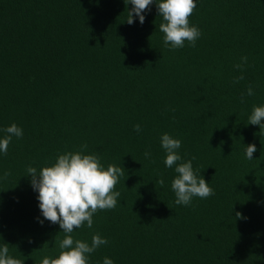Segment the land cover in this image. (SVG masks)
Here are the masks:
<instances>
[{
	"label": "trees",
	"instance_id": "trees-1",
	"mask_svg": "<svg viewBox=\"0 0 264 264\" xmlns=\"http://www.w3.org/2000/svg\"><path fill=\"white\" fill-rule=\"evenodd\" d=\"M195 3L189 24L202 35L170 50L155 2L130 25L127 0H0V130H23L0 153V243L13 258H55L65 235L42 217L27 167L86 144L125 170L117 206L71 234L107 239L88 264H264V132L248 124L264 105V0ZM164 133L214 195L175 204Z\"/></svg>",
	"mask_w": 264,
	"mask_h": 264
},
{
	"label": "clouds",
	"instance_id": "clouds-1",
	"mask_svg": "<svg viewBox=\"0 0 264 264\" xmlns=\"http://www.w3.org/2000/svg\"><path fill=\"white\" fill-rule=\"evenodd\" d=\"M125 2V0H124ZM155 2L158 16L162 18L159 31L163 33V45L170 50L182 48L185 42L195 47L196 40L202 33L199 28L189 24V17L196 8L195 0H127L132 5L128 10L126 22L132 24L133 16L143 24L145 16L142 14L149 10ZM242 63L234 65L241 72L243 65L247 63V57H241ZM244 76L234 78V83H239ZM253 95V89L249 86L246 93L241 94V102L244 95ZM264 105L253 106L248 116V124L258 125L260 132H264ZM134 130L141 131L140 125H134ZM5 133L0 138V153L7 154L8 146L13 137L21 138L23 130L15 123L0 130ZM181 140L175 139L168 133L160 136V145L165 153L164 164L173 168L176 173L171 181V189L175 194V204L189 206L194 197L206 199L214 195V190L209 184L193 170L192 159L182 161L178 150L181 148ZM87 145H81L80 151H66L58 154L55 162L50 166L37 168L28 166L27 176H30V184L38 193L36 199L44 220L52 224H58L64 238L59 241V254L55 257L45 256L39 264H88V258L101 245L108 243L107 239L98 233L93 234L91 243L74 239L71 235L75 229L87 226L93 227V216L100 210H112L117 206L119 191H114L125 170L122 167L109 164L105 169L99 156L95 154H83ZM256 151L254 144L245 147V157L253 159ZM150 157L149 152L144 153ZM9 173H5V177ZM161 186L164 179L157 181ZM236 218L244 219L237 212ZM43 224V220H39ZM0 264H23L21 259L9 255V245L0 243ZM103 264H114L113 260L105 257Z\"/></svg>",
	"mask_w": 264,
	"mask_h": 264
}]
</instances>
